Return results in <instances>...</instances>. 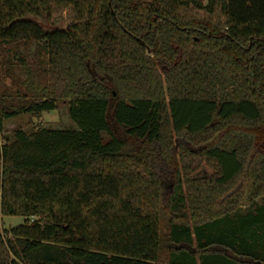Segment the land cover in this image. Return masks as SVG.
<instances>
[{
	"label": "trees",
	"instance_id": "1",
	"mask_svg": "<svg viewBox=\"0 0 264 264\" xmlns=\"http://www.w3.org/2000/svg\"><path fill=\"white\" fill-rule=\"evenodd\" d=\"M15 46L0 264H264V0H0Z\"/></svg>",
	"mask_w": 264,
	"mask_h": 264
},
{
	"label": "rangeland",
	"instance_id": "2",
	"mask_svg": "<svg viewBox=\"0 0 264 264\" xmlns=\"http://www.w3.org/2000/svg\"><path fill=\"white\" fill-rule=\"evenodd\" d=\"M45 30H50L52 28H64L66 26V21L64 16L51 17L48 21L43 19H35L32 17H27ZM33 49V46L31 47ZM26 49L20 46H15L14 49L8 51L7 53H0V58L10 59L12 55H20L25 52ZM33 55V50L31 51ZM40 127H50V128H73V125L69 121L66 108L62 104L57 105V109L53 112L43 113L39 118L23 116L14 119L4 124V132L9 135L16 129L31 130ZM176 147V144H175ZM206 174L210 175L211 170L206 169ZM203 175V174H202ZM171 186V185H170ZM23 219L19 217H2L0 220V232L11 230L17 228L23 224Z\"/></svg>",
	"mask_w": 264,
	"mask_h": 264
}]
</instances>
